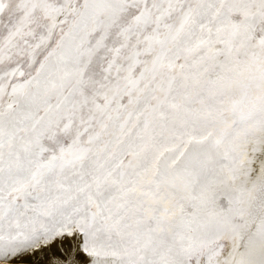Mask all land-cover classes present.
<instances>
[{
	"label": "snow or ice",
	"instance_id": "6c2138e0",
	"mask_svg": "<svg viewBox=\"0 0 264 264\" xmlns=\"http://www.w3.org/2000/svg\"><path fill=\"white\" fill-rule=\"evenodd\" d=\"M0 264H264V0H0Z\"/></svg>",
	"mask_w": 264,
	"mask_h": 264
}]
</instances>
